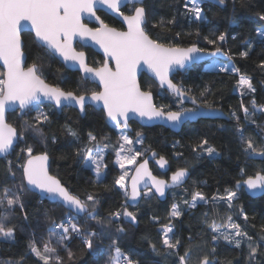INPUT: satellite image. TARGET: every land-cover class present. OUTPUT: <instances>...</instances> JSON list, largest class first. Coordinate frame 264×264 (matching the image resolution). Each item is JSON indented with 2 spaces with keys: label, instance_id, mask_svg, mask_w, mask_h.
I'll return each instance as SVG.
<instances>
[{
  "label": "trees",
  "instance_id": "16d2710c",
  "mask_svg": "<svg viewBox=\"0 0 264 264\" xmlns=\"http://www.w3.org/2000/svg\"><path fill=\"white\" fill-rule=\"evenodd\" d=\"M186 0H147L144 4L148 11V31L153 39H161L166 44L181 48L191 47L193 44L205 49V51H215V47L206 43L203 39L215 38L220 33H227L226 41L217 44L227 55H230L232 65L240 70V74L251 77L256 88L254 93H249L247 89L241 90L237 87L239 75L235 72H220L218 70L205 69L203 65L190 67L184 73H178L173 77V81L180 87L189 90L190 95L201 99L200 93L205 92L203 99L213 107L224 112L228 120H199L196 123H187L178 134L171 132L161 126L144 128L136 123H131L133 133L141 136L144 140L143 153L140 161L145 159L150 153H156L157 157H164L169 163L167 173H160L154 165H150L153 173L163 179H168L170 174L179 168H187L190 178L185 185L169 192L164 202L159 201L153 194L150 198L141 200L137 207H129L137 215V222L130 223L121 217L119 225L113 222L107 224L106 218L109 213L123 210L125 198L122 192L114 187L115 179L120 175V171L115 165L114 145L118 142V136L114 126L106 121L101 111H96L88 107L86 114L81 117L72 108H64L61 113L50 105H42L40 110L49 115V122L40 125L43 135L47 138L46 146L41 142V137L33 131L23 130L24 120L29 124L34 122L36 111H30L26 115H18V112L9 114L7 121L17 127L28 144L34 148V154L46 151L51 159L52 175L60 179L61 183L71 192L78 195L82 200L91 193L99 199L97 212L100 213L105 224L102 226L97 221L90 219L87 214L74 216L57 203H50L40 196L30 191H25L22 200L25 204L24 211L28 213L27 220L19 208L15 214L6 221V226H15V241H0V264H16V261L24 257L22 264H42L33 255L29 254V244L33 238L42 246L43 241L49 238L48 229L51 221L60 222L66 216H73L74 223H77L84 230L103 232L99 240L94 239L93 248L88 249L84 244V238L72 234V239L65 242L67 248L73 253V260H67V251L57 244L56 237H52V246L57 248L58 254L64 259L65 264H109L108 252L111 240H118L119 247L125 253H131L140 264H172V260L166 258L163 251L154 252L151 244H155L157 249L161 248V233L165 225L171 223L174 231L184 243H187L188 235L196 241L192 245L196 256L210 250L212 241L210 230L204 223V213H208L209 222L216 219L219 223H226L227 216L231 215L233 220L245 229L249 235L254 237L253 244L259 242V237L264 236L260 232V227L264 225V196L256 199L248 196L243 190H236V182L241 180V169L248 175H253L258 171H264V160L249 157L243 150L244 146L240 139L241 133L237 131L239 127L244 129L245 139L251 138L257 147H264V112L254 110L252 100L257 106L264 105V69L259 65L264 62V38L257 36V31L264 28V21L259 20L258 14H264V0H244L241 6L237 0L235 7L231 3L218 6L209 2H201L204 9L203 20H194L191 13L184 9ZM135 6H128L122 11L124 14H131V9ZM99 17L118 30L123 26L109 15L99 12ZM175 18V24H169L165 28L153 27L158 25L163 19L165 22ZM179 33V36L176 34ZM197 33L199 35L197 36ZM233 37H235L233 39ZM27 45L26 56L30 57L27 65L35 61L34 49L36 44L33 36L25 33L22 36ZM246 42H250L249 49ZM88 56L91 66H101L103 59L90 49H82ZM248 51V56L240 54ZM220 61V60H219ZM224 62V61H222ZM0 72H3L0 67ZM43 73L46 82L58 86L65 91H74L77 94L84 91L80 87L79 73L68 71L53 57H49L43 64ZM143 90H150L154 95L157 106L164 105L166 110H180L185 105L177 103V99L160 89L158 85L147 76L140 79ZM88 94L91 91H98L97 86L87 82ZM241 104L249 109L250 116L245 120L241 111ZM240 116L239 122L232 113ZM254 120L255 123L251 121ZM68 129L78 134V139L69 134ZM97 135L100 143L108 144L111 151L106 154L105 175L102 183H97L94 173L85 166L83 153L77 152L87 143L88 133ZM53 137L55 142L53 143ZM207 139L209 145L217 149L218 155L208 156L206 153L200 155L192 149L197 146L200 140ZM25 146L24 142L14 148V151L6 158L0 159V186H4L7 161L11 160L13 169L16 170V181L21 178V171L18 169L17 155L19 149ZM182 154V155H178ZM7 186H12V181L7 180ZM226 189L237 191V198L233 201L231 208L226 201H211L214 195H223ZM200 191L209 198L208 203L201 202L196 208H188L185 201H190L194 192ZM173 205H178L183 215L176 219H170L169 214ZM247 214L245 221L240 216V209ZM3 211V209H0ZM50 218V219H49ZM158 218V223L153 221ZM122 226L124 233L116 229ZM35 234V237H33ZM264 252V249H261ZM249 249L246 243H242L240 248L221 240L218 242L216 254L222 264H248ZM257 264H264V257L257 261Z\"/></svg>",
  "mask_w": 264,
  "mask_h": 264
},
{
  "label": "snow or ice",
  "instance_id": "6c2138e0",
  "mask_svg": "<svg viewBox=\"0 0 264 264\" xmlns=\"http://www.w3.org/2000/svg\"><path fill=\"white\" fill-rule=\"evenodd\" d=\"M132 3L140 5L131 9V14L125 15L121 11L122 4ZM231 3L235 7L237 0H218L219 5ZM241 6L244 0H240ZM97 6L106 7L112 12L123 18L127 25V31H119L110 27L99 16L96 15ZM184 9L191 13L194 20L204 19L202 13L204 9L200 0H186ZM94 17L99 26L90 28L84 23V16ZM148 11L144 6V0H0V61L3 63L4 71L0 72V156L7 157L14 151V145L24 142L25 146L19 149L17 155V167L21 171L19 182L16 181L17 172L13 169L12 161H7V170L5 173L4 186H0V241H15V226H6L19 208L24 219L27 220L28 213L24 211L25 204L22 197L25 191L39 190L42 194H47L53 200L60 201L69 210L74 211L77 216L87 214V216L97 221L102 226L105 219H102L97 212L99 199L97 196L89 193L86 199H81L78 195L65 187L60 179L49 173V155L46 151H40L34 154V148L25 141L17 127L13 126L6 119V112L20 109L23 116L30 111H36L34 122L29 124L24 120L23 130H31L41 137V142L47 143V138L43 135V129L40 125L49 122V115L39 109L43 101H48L54 108L62 109L67 106H76L81 113L86 111V105L95 104L102 106L106 112L109 121L114 122L116 128H129V120L135 117L146 119L147 121H166L171 125L181 124L186 119H191L200 114L201 108L215 112L206 99H203L205 92L200 93L201 99L189 94L186 90L169 78L170 73L176 69L188 70L195 62L198 55L205 49L193 44L191 47L181 48L166 44L161 39H153L148 31ZM259 20L264 21V14H258ZM175 18L168 21L161 19L158 25L153 27L165 28L169 24H175ZM30 25L34 32L33 40L36 44L34 49L35 61L27 65L30 57L26 56L25 49L27 45L22 39V29ZM179 36V33L176 34ZM199 33H197V36ZM257 36L264 38V31L258 30ZM80 40H91L103 49L106 57L101 66H90L87 54L84 51H78L73 42L76 38ZM227 33H220L215 38L203 39L207 44L215 47V51L210 55H227L221 47L216 45L223 44L226 41ZM235 37H233L234 39ZM248 48L252 47L250 42H246ZM243 57L248 56V51H243ZM49 57H59L69 68H76L82 73L80 78V87L84 89L77 94L74 91H65L64 89L46 82L43 73V64ZM109 61H114V66L109 65ZM147 67L158 78L160 86H166L178 99V104H183L189 100L196 107L181 108L172 110L170 107L166 110L164 105L157 106L153 102L152 92L142 90L137 73L141 65ZM264 69V62L259 65ZM220 72H235L239 75L237 87L241 90L247 89L249 93H254L256 88L253 85L251 77L240 74V70L234 66L221 65ZM88 81H98L102 85L101 91H91L88 94L86 83ZM254 110L264 112V105L257 106L256 101L252 100ZM241 111L245 120L251 115L249 109L241 104ZM233 117L239 122L240 116L232 113ZM255 123L254 120L251 121ZM241 133L240 139L244 146L243 150L249 157H260L264 159V147H257L251 138L245 139L244 129H237ZM73 137L78 139V134L68 129ZM120 140L117 151V161L123 170L114 181V187L118 188L125 198L123 210H117L109 213L106 218L107 224L115 222L119 225L121 217L130 223L137 222V215L129 211V207L137 206V202L142 198H150L154 193L160 197L165 195L166 188L180 186L188 178L187 168H179L172 173L170 182L159 179L152 175L148 168V160H143L135 168L129 170L126 165H135L137 159L142 155L140 151L128 148L127 151L132 155L121 156L125 151V145H132L134 141L124 132L120 133ZM52 142H55L53 137ZM135 143L143 144L142 138H137ZM109 147L108 144L101 145L97 135L88 133L87 143L77 152V155L83 153L86 166L92 167L97 183L103 182L102 169L107 165L103 163L104 153ZM205 153L208 156L218 155L217 149L209 145L207 139L199 141L196 147L192 149ZM182 155V154H178ZM152 157L156 154L153 152ZM156 162L161 168H164L167 161L164 157H159ZM130 171L135 172L131 177L129 188L128 177ZM241 180L236 182V189L239 190L242 185L255 194L257 191L264 193V171H258L253 175H248L241 169ZM7 180L12 181V186H7ZM144 187L141 188L140 185ZM154 189V192H153ZM237 198V191L226 189L223 195H214L211 201H226L229 208ZM129 201L132 202L129 204ZM197 201L208 203L209 198L202 192L193 193L190 201H185L188 208H196ZM183 213L178 205H173L169 218H180ZM208 213H204V223L211 233L212 245L208 252L196 256L199 247L195 250L192 245L196 241L191 235L187 237V243H184L178 234L174 231V226L169 223L162 228L161 248L158 250L155 244H151L154 252L163 251L166 258L172 260V264H222V261L216 254L218 242L223 240L235 248H240L242 243H246L249 249L248 264H257V261L264 257V236L259 237V242L253 244L254 237L241 227V224L235 222L231 215L227 216L226 223H219L216 219L209 222ZM240 216L247 221L248 216L240 209ZM50 219V218H49ZM75 217L66 216L60 222L51 221L48 229L49 238L43 241L42 246L33 238L29 244V254L33 255L42 264H65L64 259L58 254L57 248L52 246V237H56L57 244L62 245L67 251V260H73V253L67 248L65 242L72 239V234L84 238V244L88 249L93 248L94 239L99 240L103 232L84 230L73 220ZM158 223V218H153ZM124 233L125 229L118 226L116 229ZM260 232L264 233V225L260 227ZM35 237V234H33ZM109 264H140V261L134 258L131 253H125L119 247L118 240H111L108 248ZM24 257L16 261V264H22ZM8 264H12L11 261ZM229 264L231 262L229 261Z\"/></svg>",
  "mask_w": 264,
  "mask_h": 264
},
{
  "label": "water",
  "instance_id": "95a60500",
  "mask_svg": "<svg viewBox=\"0 0 264 264\" xmlns=\"http://www.w3.org/2000/svg\"><path fill=\"white\" fill-rule=\"evenodd\" d=\"M146 1H147V0H144V4H145ZM200 1H201V2H209V3H212V4L218 5V6H224V5H219V4H218V0H200ZM128 6H135V7H136V6H140V5H133L132 3H127L126 5L122 4V6H121V11H122L124 8L128 7ZM99 12H103V13L109 15L110 17H112L113 19H115L116 21H118V22L123 26V29H122V30H119V31H127V25H126V23L123 21V18H122V17L118 16V14L112 12L110 9H107L106 7L97 6V12H96V15H97V16H99V15H98ZM125 15H126V14H125ZM127 15H129V14H127ZM100 18H101V17H100ZM84 23H85L88 27H90V28H96V27L99 26L98 22L95 21V18H94V17H89V16H87V15L84 16ZM117 30H118V29H117ZM25 33H29V34H31V35L34 37V32H33V30L31 29V26H30V25H28V26H26V27H24V28L22 29L21 36H23V34H25ZM22 39H23V38H22ZM73 46H74L76 49H77V46H80L82 49H90V50H92L95 54L99 55V56L103 59V62H104L105 59H106V57H105V55H104V52H103V49L100 48L99 45L95 44V42H93V41H91V40H84V41H82V40H80V38L77 37V38L74 40V42H73ZM197 47H198V46H197ZM77 50H78V49H77ZM78 51H84V50H78ZM84 52H85V51H84ZM212 52H214V51H204V52L200 53V54L198 55L197 59L195 60V62H194L190 67L195 66V65H203V64L208 63L209 61H211V60H213V59L220 60V61H224V62H228V61L230 60V55H224V56H221V55H215V56H213V55H210V53H212ZM85 53H86V52H85ZM25 54H26V53H25ZM86 54H87V53H86ZM87 57H88V56H87ZM55 59H56L57 61H59V62L64 66V68H65L66 70L71 71V72L79 73V75L82 76V73L79 72L76 68H74V67H73V68H69V67H67L66 63L62 61V58L55 57ZM109 65H110V66H114V61H109ZM90 66H91V65H90ZM0 67L2 68L3 71L5 70L4 67H3V63H2V61H0ZM185 71H186V70H184V69H176V70H174L173 72L170 73L169 78L172 79V81H173V77H174L176 74H178V73H184ZM143 75H145V76H147L149 79L153 80V81L158 85V87H159L160 89L166 91L169 95H172V96H174L176 99H178V98H177V97H176V96H175L170 90L167 89L166 86L161 87V86H160V83H159V80H158V78L154 75V73H153V72L147 67V65H143V64H142V65L140 66L139 70H138V73H137V79H138L139 84H140V79H141V77H142ZM88 82L91 83V84H93V85H95V86H97V88L99 89L98 91H101V90H102V85H100L98 81H95V82H93V81H88ZM173 82H174V81H173ZM174 83H175V82H174ZM177 85H178V84H177ZM140 86H141V85H140ZM178 86H179V85H178ZM142 90H143V89H142ZM152 96H153V102L155 103L153 93H152ZM42 105H50V106H52V105H51L48 101H46V100L43 101L39 106H42ZM182 105H185V106H191L192 108H193V107H196V106L193 105L189 100H185V102H184ZM52 107H53V106H52ZM88 107L93 108V109L96 110V111H101V112H103V114H104V116H105V118H106V121H107L109 124H111L112 126H114V122H111V121L108 120V118H107V116H106V112H105V110L102 108V106H97V105H95V104H89V105H86V109H87ZM53 108H54V107H53ZM64 108H72V109L76 110V111L79 113V115H80L81 117H84L85 114H86V111H85L84 113H81V112L78 110V107H76V106H67V107H64ZM64 108H62V109L54 108V109L56 110L57 113L60 114L61 111H62ZM214 109H216V111H215V112H211V111H209V110H207V109L201 108L200 114H199L198 116H196V117H194V118H191V119H186L185 121H183L181 124H178V125H171V124H169V123L166 122V121H160V120H157V121H147L146 119H141V118H139V117H135V118L129 120V128H128V129H124V128H122V127H121V129H122L123 131H125V132L133 133V128H132L131 123H136V124H138L139 126L144 127V128H150V127H154V126H161V127L165 128V129L170 130L171 132H173V133H175V134H178V133L181 131V129L183 128V126H184L185 124H187V123H196V122H198L199 120H228V119H229V118L224 114L223 111H221V110H219V109H217V108H214ZM258 111H259V110H258ZM16 112H18V115H19V116H22V113H21L20 109L17 107L15 110H11V109H9V111L6 112V114H5V115H6V119H7V117H8L9 114L16 113ZM263 141H264V136H263ZM16 146H17V145H14V148H15ZM10 154H11V153H10ZM10 154H9V155H10ZM155 154H156V153H155ZM9 155H8V156H9ZM8 156H7V157H8ZM4 158H6V157H4V156H0V159H4ZM145 159L148 160V168H149V170L151 171L152 175L156 176V175L153 173V171H152V169H151V167H150L151 164L154 165V166L157 168V170H158L160 173H162V174H165V173L168 172V170H169V163L167 162L166 166H165L164 168H161V167L159 166V164L156 162V160L158 159L157 154H156V157L153 158V157H152V153H150ZM145 159H143V160H145ZM256 159L264 160V159H261L260 157H256ZM143 160H142V161H143ZM142 161H140L139 163H137V165H139ZM137 165H136V166H137ZM136 166H135V167H136ZM135 167H134V168H135ZM50 169H51V159H50V157H49V173L51 174ZM188 172H189V171H188ZM51 175H52V174H51ZM134 175H135V172H132L131 177L134 176ZM171 175H172V173L170 174L169 178L167 179V181H169V182H170V177H171ZM53 176H54V175H53ZM131 177H130V179H129V181H128L129 188H130V184H131ZM156 177L159 178V179H163V178H160V177H158V176H156ZM189 178H190V172H189V176H188V178L183 182L182 185H180V186H176V187H173V188H166V189H165V195H164L163 197H160L158 194H155V193H154L155 197H156L159 201L164 202V201L167 199L168 194H169L170 191L175 190V189L180 188V187H182L183 185H185V184L187 183V181L189 180ZM164 180H166V179H164ZM140 187L143 188L144 185L141 184ZM235 188H236V187H235ZM236 190H237V189H236ZM239 190H243L248 196H250L251 198H254V199H256V197L264 196V193H262V192H260V191H257L255 194H253L252 192H250V191L246 188V186H243V185H242V187H241ZM30 192L35 193L36 195H38V196H40L41 198H43V199L49 201L50 203H57V204L61 205L65 210L69 211V212H70L71 214H73L74 216H77L76 213H75L74 211L69 210V208L66 207V206H64L60 201H58V200H53V199H52L51 197H49L47 194H42V193L39 192V190L30 191ZM153 192H154V189H153ZM142 199H143V196H142V198L137 202V206L139 205V203L141 202ZM131 203H132V202L129 201V204H131ZM137 206H135V207H137ZM83 215H85V214H81V215H79V216H83Z\"/></svg>",
  "mask_w": 264,
  "mask_h": 264
},
{
  "label": "rangeland",
  "instance_id": "374dc122",
  "mask_svg": "<svg viewBox=\"0 0 264 264\" xmlns=\"http://www.w3.org/2000/svg\"><path fill=\"white\" fill-rule=\"evenodd\" d=\"M260 30H261V31H264V28H261ZM221 65H229L230 67L233 66L231 61H228V62H222V61H219V60L213 59V60L209 61L208 63H206L205 66H204V68H205V69H209V70L211 69V70H218V71H219V67H220ZM239 90H240V89H239ZM39 107H41V106H39ZM115 129H116V133H117V136H118V142H117L116 145H114L115 155H116V158H115V165H116L117 168L119 169L120 174H122V171H123V170L120 168L119 164L116 163V161H117V159H118L116 153H117V151L119 150V145L123 143V141H121L120 138H119V137H120V133H121V132L126 133V134H127V135H128L133 141H134V143H133L132 145H125V146H124V147H125V151L120 153L121 156H125V155L130 156V155H132L131 152H128V151H127L128 148H132V149H134L135 151H140V152L142 153V155L137 159L135 165H126V168L129 169V170L133 169V168L137 165V163L140 162L141 157L144 155V153H143V149H142V148H143L142 144L135 143V141L137 140L138 137H139V138H142V137H141V136H138V135H135L134 137H131V136H130V133L123 131L121 128H116V127H115ZM142 139H143V138H142ZM101 145H103V143H101ZM111 148H112V147L109 146V147L106 149L105 153H104V159H103V163H104V164H105V157H106V154H107L108 152L111 151ZM85 166H86V164H85ZM86 167L89 168V169L94 173L92 167H90V166H86ZM132 172H133V171H130V174H129V177H128V181H129V179H130V177H131ZM94 175H95V173H94ZM102 175H103V177H104V175H105V168L102 169ZM95 179H96V177H95ZM199 203H201V202H200V201H197V205H198ZM226 243H227V242H226Z\"/></svg>",
  "mask_w": 264,
  "mask_h": 264
},
{
  "label": "flooded vegetation",
  "instance_id": "af4514ba",
  "mask_svg": "<svg viewBox=\"0 0 264 264\" xmlns=\"http://www.w3.org/2000/svg\"><path fill=\"white\" fill-rule=\"evenodd\" d=\"M185 108H192L191 106H186Z\"/></svg>",
  "mask_w": 264,
  "mask_h": 264
}]
</instances>
